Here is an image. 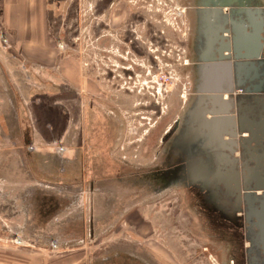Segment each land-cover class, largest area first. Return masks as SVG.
I'll return each mask as SVG.
<instances>
[{"label":"rangeland","instance_id":"1","mask_svg":"<svg viewBox=\"0 0 264 264\" xmlns=\"http://www.w3.org/2000/svg\"><path fill=\"white\" fill-rule=\"evenodd\" d=\"M117 2L120 12L137 9L138 0ZM47 5L44 37L53 46L49 64L40 53L31 55L35 61L28 60L21 49L13 47L16 34L10 37L0 32V208L8 191L14 197L27 189L31 203L35 194L42 200L56 193L63 207L50 221L40 213L30 216L29 232L19 201L15 206L20 212L10 222L6 224L0 214V264H99L107 258H119V264H130L125 260L131 264H213V246L205 253L200 247L205 241L197 238L205 239L207 227H202L181 192H168L158 199L135 197L126 180L116 184L119 177L101 169L112 170L104 159L110 145L112 160L129 153L130 159L125 160L132 162L129 168H139L133 156L140 149L144 152L148 134L164 118L169 116L171 124L181 117L190 104L192 62L185 58L187 46L182 42L189 33L192 36L194 0H153L159 25L172 33L169 74L153 77L147 64V69L141 68L145 76L125 86L121 80L122 89L108 94L102 47L96 42L102 35L104 0H47ZM181 18L186 22L184 30ZM171 92L172 97L167 96ZM168 101L173 111L156 119L153 106L166 112ZM107 104L119 108L109 139L103 133L102 118ZM148 121L140 128L138 122ZM160 150L154 148L151 161H141L143 167L152 166ZM96 162L97 169L91 171L90 164ZM102 175H106L103 181L95 182ZM91 182L96 183L92 192ZM37 221L43 223V230ZM4 224L9 228L6 234ZM80 226L83 236L76 234ZM11 228L14 236H9ZM66 229L74 234L67 235Z\"/></svg>","mask_w":264,"mask_h":264},{"label":"flooded vegetation","instance_id":"2","mask_svg":"<svg viewBox=\"0 0 264 264\" xmlns=\"http://www.w3.org/2000/svg\"><path fill=\"white\" fill-rule=\"evenodd\" d=\"M112 1L113 3H111ZM201 1L194 0L195 7ZM104 2L102 35L96 42L100 41L102 47L100 49L102 52L101 63L104 67L103 80H105L108 87L107 94L113 92V90L116 91L117 87L122 89L126 84L130 85L131 81L134 82L137 78L140 79L145 76L146 73L142 72L141 68L147 69V64L150 68L147 72L148 74L153 73V77L168 75L169 70H172L170 62L173 60L171 50L173 47L172 33H169V31L164 32L163 27L159 25L157 21L158 10L153 7V0H138L136 3L137 9H122V12H120L119 5H117L119 2L116 3V0H104ZM126 11H129L127 16ZM198 14L199 12L195 8L192 14V36L189 33L187 41L182 42L187 46V50L183 49L185 58L189 59L190 57L192 62L190 102L200 96L204 92L203 89H205L202 85L204 63L199 60L201 57L195 51L196 47L203 41V36L200 33L202 31L201 24L203 23ZM183 18L180 19L181 30L186 27ZM212 27L214 32L231 29V27L224 26L222 23H214ZM223 38L225 40L222 39V45L228 47V41L232 38L231 32H225ZM91 42L92 44L95 43L94 41ZM225 55L227 54L225 53ZM188 62L189 60H187L189 69ZM223 65L227 72L229 86L233 90L230 96L225 94L226 92L222 96L224 100H231L237 106L238 102L243 100L244 89L236 90V79L232 72L233 59L225 60ZM221 77L219 75L216 78V84L211 86L212 89L218 90L222 87ZM121 80H124L123 86L120 85ZM126 89L132 92L128 88ZM224 89L228 91V85H225ZM172 93L167 94V96H171ZM261 96L264 97V92L261 93ZM115 107L107 104V109L103 108V133L105 135L107 132L105 137L108 139L115 130L113 129L110 132V124L113 123L117 126L116 118L119 114V108L116 107V110H110V108L115 109ZM187 108L183 111L181 117H176L169 124L168 115L173 111L172 103L168 101L165 107L166 112L158 105L153 106L152 109L156 119H163L161 114L167 115L168 119L164 118L158 123L155 130L148 134L143 147L144 152L142 153L140 149L139 154L133 156L138 161L139 168H129L128 164L132 162L125 161L130 159L129 153L121 157L123 163L118 158L112 160L113 153H110V145L104 153V159L108 168L111 167L112 170H108L104 166L101 169L114 178L119 177L114 180L116 184L128 182L127 189L130 193L134 191L137 194L135 197L145 195L149 198L158 199L168 192H181L180 195L187 198L189 208L201 221L202 227H207V237L204 236L205 239H203L198 236L197 238H199L198 241H205L200 245L205 253L210 252L213 246L216 252L213 264H264V236H260L259 229L256 227V225H259L257 216L260 217L261 209H264V207H258L256 204V198L264 195V136L260 138L253 134L250 137L246 131L236 137L232 136V132L228 128L232 119L237 118V108L231 110L228 115L226 114V121L222 124L214 120L215 117L208 113H203L201 116L200 110L196 109H193L191 114L186 116ZM139 119L143 120V117L139 116ZM185 119L188 123L191 122V119L192 121L197 119L195 125H193L195 126L194 129L184 124L183 120ZM200 119L202 121L199 123L200 127H198L197 123ZM149 120L152 121V118ZM207 120H210L208 124L206 123ZM149 123V121L145 123L138 122L140 128L149 125ZM202 125L209 127V130L205 129L206 127L202 128ZM260 128L264 131V124ZM137 134L135 132V135ZM159 134L161 135L158 139ZM180 137L182 138L180 139ZM178 138L179 141H177ZM239 138L246 140L248 144L250 143L249 146L241 150L238 143ZM154 148L161 149L154 157L156 161L153 163L152 160L153 165L150 167H143L141 161H151ZM90 167L91 171L96 170L98 167L97 162L92 163V166L90 164ZM1 171L2 168H0V173ZM105 176H99L95 182L103 181L101 177ZM95 185L94 182L89 184L91 192L94 190ZM131 188H133L132 191H130ZM28 193L27 189L22 195L18 194L11 197L12 195L8 191L0 208V214L4 216L3 220L7 224L17 212H20L17 206L21 207L22 215L24 214V227L27 232H29L30 216L34 218L35 215L40 216V213L45 221L48 220L47 218L50 221V217L58 213L63 207V202L60 203L56 193L55 195H46L42 200L38 197L39 195L35 194L32 203L30 193ZM177 198L180 199L179 196ZM16 201H19L17 206H15ZM37 222L39 223L37 227L43 230V223L41 221ZM6 224H4L5 234L9 229ZM210 231L212 234H209ZM14 235L11 228L9 236ZM107 259H105L106 263L103 262L104 264H116L119 258L115 261L114 259ZM125 261L130 264L133 263L129 260Z\"/></svg>","mask_w":264,"mask_h":264},{"label":"water","instance_id":"3","mask_svg":"<svg viewBox=\"0 0 264 264\" xmlns=\"http://www.w3.org/2000/svg\"><path fill=\"white\" fill-rule=\"evenodd\" d=\"M199 12L203 36V41L196 47V52L203 61L202 85L203 93L191 101L187 108L186 116L190 115L193 109L200 110L202 114L214 116V120L219 123L226 121V114L237 108V118L229 123V130L232 136L246 131L250 137L254 135L260 138L264 136V131L260 128L264 124V5L260 0H202L196 5ZM226 9V12L223 10ZM222 23L231 29H223L218 32L213 31L212 24ZM230 23V26H229ZM231 32L232 38L228 41V47L222 45L223 34ZM225 53L227 55H225ZM224 54V55H223ZM229 58L234 61L233 75L236 79V90H243L245 95L243 100L239 101L237 106L231 100H224L222 94L230 96L233 89L229 86L227 72L223 62ZM221 75L222 87L218 90L211 88L216 84V78ZM228 85V91L224 86ZM200 92V91H199ZM234 92V91H233ZM233 94V93H232ZM185 116V115H184ZM197 119L188 123L183 120L189 128L195 126ZM198 121L197 126L200 127ZM210 120H207L208 124ZM251 121V122H250ZM249 125V126H248ZM205 129L209 130L207 126ZM251 127V128H249ZM253 128V130H252ZM182 134V133H181ZM182 137H180L181 139ZM241 150L249 146L247 141L239 138ZM179 141V138L177 139ZM246 143V144H245ZM237 147V144H236ZM264 197L260 196L256 204L264 207ZM257 216L260 236H264V209Z\"/></svg>","mask_w":264,"mask_h":264},{"label":"crops","instance_id":"4","mask_svg":"<svg viewBox=\"0 0 264 264\" xmlns=\"http://www.w3.org/2000/svg\"><path fill=\"white\" fill-rule=\"evenodd\" d=\"M260 2L264 5V0H260ZM47 11V0H0V32L9 34L10 37V34H16L15 37L18 40L13 47L21 49L28 60L35 61L36 58L31 55L40 53L45 59L43 62L49 64L52 55L48 53L53 49V46L44 37L45 33H48ZM28 34H30L29 37ZM11 41L9 40V43ZM12 45H14L13 42ZM52 184L56 185V183ZM79 223L84 225L83 221H79ZM66 230L67 235L74 234L69 229ZM81 230L82 226L76 233L78 236L84 235V233L81 234Z\"/></svg>","mask_w":264,"mask_h":264},{"label":"trees","instance_id":"5","mask_svg":"<svg viewBox=\"0 0 264 264\" xmlns=\"http://www.w3.org/2000/svg\"><path fill=\"white\" fill-rule=\"evenodd\" d=\"M79 221H81V219H80ZM79 221H78V222H79ZM78 229H79V228H78ZM116 264H119V263H116Z\"/></svg>","mask_w":264,"mask_h":264},{"label":"bare ground","instance_id":"6","mask_svg":"<svg viewBox=\"0 0 264 264\" xmlns=\"http://www.w3.org/2000/svg\"><path fill=\"white\" fill-rule=\"evenodd\" d=\"M236 94H238V93L236 92Z\"/></svg>","mask_w":264,"mask_h":264},{"label":"built area","instance_id":"7","mask_svg":"<svg viewBox=\"0 0 264 264\" xmlns=\"http://www.w3.org/2000/svg\"><path fill=\"white\" fill-rule=\"evenodd\" d=\"M263 57H264V54H263Z\"/></svg>","mask_w":264,"mask_h":264}]
</instances>
